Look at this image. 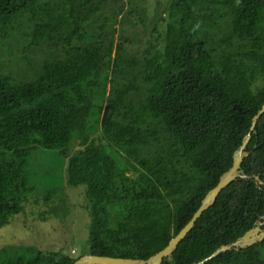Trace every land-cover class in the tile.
Here are the masks:
<instances>
[{
	"label": "trees",
	"instance_id": "16d2710c",
	"mask_svg": "<svg viewBox=\"0 0 264 264\" xmlns=\"http://www.w3.org/2000/svg\"><path fill=\"white\" fill-rule=\"evenodd\" d=\"M123 1L134 2L0 0V36L26 24L27 47L42 46L47 56L28 79L0 71V228L28 205L32 151L56 149L67 158V184L85 186L86 253L147 259L188 221L250 132L240 165L247 178L221 189L161 263L193 264L264 215V112L250 130L264 102V84H255L264 80V0H169L159 47L145 53L114 36ZM98 89L105 97L97 138L88 121ZM76 134L81 148L69 154ZM56 198L45 190L41 219L61 207ZM75 259L32 245L0 247V264ZM203 264H264V238Z\"/></svg>",
	"mask_w": 264,
	"mask_h": 264
},
{
	"label": "rangeland",
	"instance_id": "374dc122",
	"mask_svg": "<svg viewBox=\"0 0 264 264\" xmlns=\"http://www.w3.org/2000/svg\"><path fill=\"white\" fill-rule=\"evenodd\" d=\"M126 1V0H125ZM169 0H134L132 4L123 1V11L115 20L114 36L122 34L120 39L125 42L132 53L148 52L152 45L159 47L158 38L164 34L163 18ZM11 31L8 36H0V71L10 72L15 80L31 78L37 68V61L46 59L42 46H30L29 40L23 37V27ZM255 84H264V80H257ZM106 91L109 84L104 85ZM105 91L98 89L94 97L97 106L93 108L88 124L91 126L90 136L99 137L100 120L104 115V108L99 110ZM79 137L74 136L68 147L71 154L81 148ZM111 154H115L119 162H123L122 153L114 152L112 146L106 143ZM67 158L61 156L56 149H42L36 147L28 157L26 165L27 191L30 200L23 212L15 215L8 224L0 228V247L5 245H29L43 251H61L73 257L83 256L87 252V239L91 215L89 203L85 194V186H70L66 181ZM47 189H55L57 204L54 213L44 214L41 219L38 213L48 208L43 201V194ZM111 218L114 222L118 216L117 208L110 207ZM43 214V213H42Z\"/></svg>",
	"mask_w": 264,
	"mask_h": 264
},
{
	"label": "water",
	"instance_id": "95a60500",
	"mask_svg": "<svg viewBox=\"0 0 264 264\" xmlns=\"http://www.w3.org/2000/svg\"><path fill=\"white\" fill-rule=\"evenodd\" d=\"M264 112V102L262 103L259 110L253 115L250 125V130L254 129L259 116ZM250 139V132H248L238 148L233 152L232 164L231 166L223 172L216 184L210 188L202 198L199 206L193 212L188 221L178 230V232L173 235L168 243L158 252L149 256L147 259H135V258H124V257H114L107 255H96V254H85L83 256L75 259L71 264H161L163 258L169 256L176 248L177 244L186 236V234L191 230L195 221L199 218L204 210L213 204L217 195L225 186H227L231 181L237 178H247V175L240 169L242 159L247 155L245 147ZM258 180L259 175L254 176ZM264 238V215L260 216L255 222L254 226L246 230L242 235L237 237L234 241L229 244L220 245L215 249L211 255L199 260L193 264H203L205 260L216 256L219 252L225 250H237L239 248H244L246 246L252 245Z\"/></svg>",
	"mask_w": 264,
	"mask_h": 264
}]
</instances>
